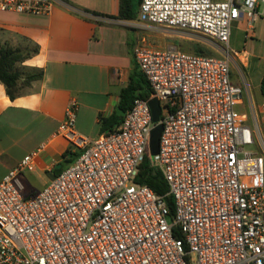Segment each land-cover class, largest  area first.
Segmentation results:
<instances>
[{
	"label": "built area",
	"instance_id": "obj_1",
	"mask_svg": "<svg viewBox=\"0 0 264 264\" xmlns=\"http://www.w3.org/2000/svg\"><path fill=\"white\" fill-rule=\"evenodd\" d=\"M55 0H0V12L49 15ZM264 0H142L136 27L202 36L220 57L160 51L139 42L134 57L151 95L137 98L119 126L96 140L75 130L72 102L58 129L77 159L38 194L20 177L44 146L0 180V264H264V98L240 111L245 90L232 65V24L245 38ZM160 103L152 165L174 199L136 182ZM150 156V155H149ZM180 234L181 238L177 235Z\"/></svg>",
	"mask_w": 264,
	"mask_h": 264
},
{
	"label": "crops",
	"instance_id": "obj_2",
	"mask_svg": "<svg viewBox=\"0 0 264 264\" xmlns=\"http://www.w3.org/2000/svg\"><path fill=\"white\" fill-rule=\"evenodd\" d=\"M119 11L120 0H55L49 15L0 12V43L23 52L38 47L18 65L20 71L44 72L42 80L24 87L13 100L0 82V180L26 155L44 146L33 171L45 176L43 190L62 170L61 163L67 162L64 154L70 144L58 129L71 103L77 104L76 132L96 140L104 134L100 116L117 111L121 90L139 70L136 45L144 42L155 50L180 51L158 29L109 18ZM237 52L247 67L249 53Z\"/></svg>",
	"mask_w": 264,
	"mask_h": 264
},
{
	"label": "trees",
	"instance_id": "obj_3",
	"mask_svg": "<svg viewBox=\"0 0 264 264\" xmlns=\"http://www.w3.org/2000/svg\"><path fill=\"white\" fill-rule=\"evenodd\" d=\"M141 2L142 0H120L119 15L117 17L109 16V18L125 21H136L138 18ZM37 52V46H33L30 51L23 52L7 43H0V82L5 86L6 92L10 99L13 100L21 95L22 89L24 87L30 86L33 81H39L43 79L44 72L41 69L34 70L29 73H22L18 67L19 64L23 63ZM197 54L205 55V53L202 51H198ZM260 89L264 97V76L261 80ZM150 95V85L145 75L139 69L135 71L134 77L131 79V82L128 84V86L121 90L118 109L126 113L131 109L135 99H148ZM122 118V116L118 115L117 111L109 117L100 116V127L102 133H107L114 130L120 125ZM78 156V153H72L71 150H67L64 154V158L67 160L68 164L73 163ZM62 171L63 169L58 170L56 175H59ZM136 182L140 185H147L157 195L165 197L168 209L170 210V215H174L175 203L174 199L168 195L167 182L163 175L152 165L149 155L145 156L144 161L140 165ZM177 236L181 238L180 234Z\"/></svg>",
	"mask_w": 264,
	"mask_h": 264
},
{
	"label": "rangeland",
	"instance_id": "obj_4",
	"mask_svg": "<svg viewBox=\"0 0 264 264\" xmlns=\"http://www.w3.org/2000/svg\"><path fill=\"white\" fill-rule=\"evenodd\" d=\"M261 12H264L263 5L261 6ZM244 28L245 25L232 24L230 48L237 51L245 50L249 53L247 67H245L240 60H236L232 65V71L234 81L241 85L245 90V102L239 109L242 112L250 114V101H253L256 109H259L264 98L260 89L261 80L264 76V16L260 17L256 22L253 36L250 38L246 39L244 37ZM158 30L167 34L164 36L166 39H173L179 47V50L183 53H190V50L196 54L198 51H202L208 56H221V52L216 50L215 44L200 35L165 29ZM31 47L32 46H30V50L32 49ZM61 166L62 169H64L67 167V162H62ZM19 180L22 187V195L25 197H31L41 192L46 178L45 176L40 177L34 172H26Z\"/></svg>",
	"mask_w": 264,
	"mask_h": 264
},
{
	"label": "water",
	"instance_id": "obj_5",
	"mask_svg": "<svg viewBox=\"0 0 264 264\" xmlns=\"http://www.w3.org/2000/svg\"><path fill=\"white\" fill-rule=\"evenodd\" d=\"M149 105L152 111L153 122L155 124L154 128L151 131L150 137V145H149V155L151 158H154L159 152V143H160V136L162 133V125L159 124L160 115H161V108L160 103L157 99H152L149 101ZM119 116H124V112L117 109Z\"/></svg>",
	"mask_w": 264,
	"mask_h": 264
}]
</instances>
